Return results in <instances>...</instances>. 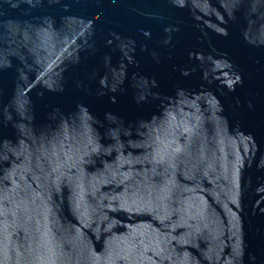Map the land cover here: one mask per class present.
I'll use <instances>...</instances> for the list:
<instances>
[{
	"label": "water",
	"instance_id": "1",
	"mask_svg": "<svg viewBox=\"0 0 264 264\" xmlns=\"http://www.w3.org/2000/svg\"><path fill=\"white\" fill-rule=\"evenodd\" d=\"M0 264H264V0H0Z\"/></svg>",
	"mask_w": 264,
	"mask_h": 264
}]
</instances>
